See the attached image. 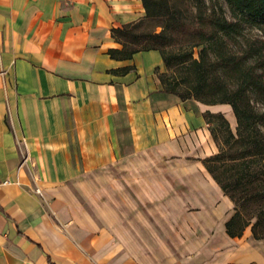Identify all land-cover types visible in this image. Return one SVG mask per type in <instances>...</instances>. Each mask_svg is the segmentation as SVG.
<instances>
[{"label":"crops","instance_id":"crops-1","mask_svg":"<svg viewBox=\"0 0 264 264\" xmlns=\"http://www.w3.org/2000/svg\"><path fill=\"white\" fill-rule=\"evenodd\" d=\"M144 15L142 0H0V264H264L251 227L228 235L233 202L202 162L219 104L163 92L157 49L109 54ZM170 156L203 207L178 227L155 221L172 218L161 196L189 201L157 176Z\"/></svg>","mask_w":264,"mask_h":264},{"label":"trees","instance_id":"trees-1","mask_svg":"<svg viewBox=\"0 0 264 264\" xmlns=\"http://www.w3.org/2000/svg\"><path fill=\"white\" fill-rule=\"evenodd\" d=\"M212 0H142L145 15L112 36L122 48L109 50L112 58L129 60L139 51L157 49L166 71L159 73L163 92L182 100L195 99L208 105H231L237 119L236 132L223 112L206 111V122L218 152L202 162L234 203V214L226 222L231 237H241L251 227L255 239H264V41L258 65H248V47L242 53L229 48L236 23L220 4ZM233 11L264 24V0H223ZM187 33L189 41L177 42ZM201 46L198 57L194 48ZM257 50V49H253ZM258 51V50H257ZM256 51V52H257ZM132 66L117 69L127 73Z\"/></svg>","mask_w":264,"mask_h":264},{"label":"rangeland","instance_id":"rangeland-1","mask_svg":"<svg viewBox=\"0 0 264 264\" xmlns=\"http://www.w3.org/2000/svg\"><path fill=\"white\" fill-rule=\"evenodd\" d=\"M209 3L211 5H212V3L220 4L223 7V10H224L227 18L236 23V26H235V29L233 30V32L229 36H225V37H231L228 40L229 48L234 50V51H237L239 53H242L243 50H247V47H248V65L250 64L253 66H257L258 65L257 56L259 53V49L262 47V42L264 41V24L260 23L257 20H253L251 17H249L247 15H243V14H240L238 12L233 11L231 9V7L226 2H224L223 0H212L211 2L209 1ZM188 36L189 35L187 33L177 35L176 40H177V42L180 43L179 45H181V43H184V42L187 43V41H189L192 38V37H188ZM201 48H202L201 46H197L194 48L195 57L199 56ZM253 49H257L258 51L253 50ZM262 52L264 53V50ZM258 69H259L258 70L259 72H262L264 74V68H262V69L258 68ZM166 70H167V67L164 63L162 66V71H166ZM254 103L258 107H263L264 97H255ZM213 109L214 110L220 109L225 114L227 119L230 121V124H231L233 131L236 132V128H237L238 123H237V119H236V116L233 112L231 105H218L216 107H213ZM189 158L192 160L197 159L196 154H193V156H189ZM161 162L165 163L164 164L165 166L163 167V170L159 169L157 171V176H159L161 178L162 177L168 178L169 181H171V183H172L171 185H167L165 188H168L173 196H177L179 193L184 194V196H187L189 201H188V203H180L177 201L164 202L163 201L164 198H163V196H161L160 197L161 201L159 200L156 202L157 211L159 213H162L165 210H167V213L168 212L172 213V218L169 217L166 220L164 217L160 218L157 216V218L155 219L156 225L157 226H163L165 224V225L170 226V224H172L173 226L178 227V225L182 224L180 217L178 216V215L182 214V212H181L182 209L184 211L191 212V211L201 209L203 207H201L198 203L191 201V200L194 201V199H195L194 195H196V190H194L195 189L194 187L186 185L183 183V180L181 179V177L179 176L178 171H177L178 166L176 165V163H178L179 161L174 156H170V157L162 158ZM38 190L39 189H37V191ZM163 190H164V185H158L157 186L158 195ZM222 192L223 191H221V193ZM223 193H222V195H223ZM222 195H221V198H223ZM219 205H220V202L215 201L214 204L212 205V207L218 208ZM206 208H208V207H206ZM143 209L148 210L147 204L142 205L141 210H143ZM230 210H232L231 211L232 213L235 212L234 203H233V206Z\"/></svg>","mask_w":264,"mask_h":264},{"label":"built area","instance_id":"built-area-1","mask_svg":"<svg viewBox=\"0 0 264 264\" xmlns=\"http://www.w3.org/2000/svg\"><path fill=\"white\" fill-rule=\"evenodd\" d=\"M9 181H5V183H8ZM39 191V190H38Z\"/></svg>","mask_w":264,"mask_h":264}]
</instances>
